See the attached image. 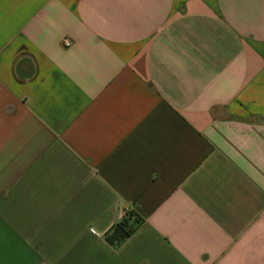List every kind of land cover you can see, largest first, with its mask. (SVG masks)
Returning a JSON list of instances; mask_svg holds the SVG:
<instances>
[{
    "label": "crops",
    "instance_id": "1",
    "mask_svg": "<svg viewBox=\"0 0 264 264\" xmlns=\"http://www.w3.org/2000/svg\"><path fill=\"white\" fill-rule=\"evenodd\" d=\"M0 264H264V0H0Z\"/></svg>",
    "mask_w": 264,
    "mask_h": 264
},
{
    "label": "trees",
    "instance_id": "2",
    "mask_svg": "<svg viewBox=\"0 0 264 264\" xmlns=\"http://www.w3.org/2000/svg\"><path fill=\"white\" fill-rule=\"evenodd\" d=\"M141 223L142 220L135 213L127 212L124 218L114 224L105 234L106 242L113 247L120 246L126 239L133 235Z\"/></svg>",
    "mask_w": 264,
    "mask_h": 264
}]
</instances>
